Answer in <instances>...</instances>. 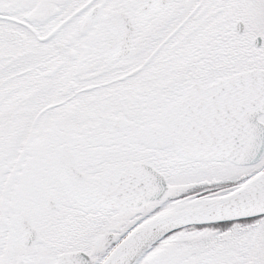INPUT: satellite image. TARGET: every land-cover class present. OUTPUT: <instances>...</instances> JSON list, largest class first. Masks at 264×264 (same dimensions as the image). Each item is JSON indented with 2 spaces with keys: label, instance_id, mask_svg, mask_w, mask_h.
I'll return each mask as SVG.
<instances>
[{
  "label": "snow or ice",
  "instance_id": "obj_1",
  "mask_svg": "<svg viewBox=\"0 0 264 264\" xmlns=\"http://www.w3.org/2000/svg\"><path fill=\"white\" fill-rule=\"evenodd\" d=\"M0 264H264V0H0Z\"/></svg>",
  "mask_w": 264,
  "mask_h": 264
}]
</instances>
